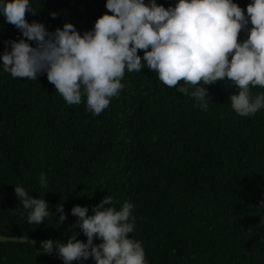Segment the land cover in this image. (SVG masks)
<instances>
[{"label":"trees","instance_id":"trees-1","mask_svg":"<svg viewBox=\"0 0 264 264\" xmlns=\"http://www.w3.org/2000/svg\"><path fill=\"white\" fill-rule=\"evenodd\" d=\"M30 2L37 14L25 19L49 31L72 23L83 33L107 11L105 0ZM233 2L244 9L250 0ZM157 3L167 8L175 0ZM18 38L0 15V53ZM121 83L120 94L94 116L83 97L67 104L46 74L32 81L0 69V264H63L39 252L40 242L66 241L77 219L71 208L87 206L91 215L106 195L117 209L133 204L129 235L142 243L146 264H264V108L236 114L231 81L205 85L206 111L176 90L195 86L169 88L146 67L125 71ZM257 93L264 88H251ZM16 185L43 197L53 219L29 224ZM61 203L66 220L59 225ZM77 239L86 242L83 234Z\"/></svg>","mask_w":264,"mask_h":264},{"label":"clouds","instance_id":"clouds-1","mask_svg":"<svg viewBox=\"0 0 264 264\" xmlns=\"http://www.w3.org/2000/svg\"><path fill=\"white\" fill-rule=\"evenodd\" d=\"M104 7L107 11L88 31L81 33L72 23L49 31L25 19L26 13L37 14L30 0H0V15L20 33L18 40L4 42L0 69L32 81L46 74L67 104L78 105L83 97L94 116L120 94L125 71L144 67L169 88L180 81L195 86L176 90L194 98L202 110L210 101L205 85L217 81L236 87L229 102L239 116L264 108V93L251 94V88H264V0H250L244 9L233 0H175L167 8L157 0H105ZM56 15L49 13L52 19ZM242 32L247 38L240 40ZM40 186L47 188L43 173ZM13 189L29 224L53 219L43 197L30 196L20 185ZM112 205L106 195L91 215L87 206H73L70 214L77 219L72 235L64 242L41 241L39 252L55 254L63 264H85L90 258L94 264H146L142 243L129 235L135 228L133 204L125 201L119 209ZM55 212L60 225L66 220L62 203ZM79 234L86 242L77 239Z\"/></svg>","mask_w":264,"mask_h":264}]
</instances>
